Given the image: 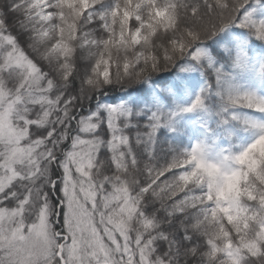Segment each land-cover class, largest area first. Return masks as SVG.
Masks as SVG:
<instances>
[{"label":"snow or ice","instance_id":"6c2138e0","mask_svg":"<svg viewBox=\"0 0 264 264\" xmlns=\"http://www.w3.org/2000/svg\"><path fill=\"white\" fill-rule=\"evenodd\" d=\"M246 75L264 0H0V264H264Z\"/></svg>","mask_w":264,"mask_h":264},{"label":"trees","instance_id":"16d2710c","mask_svg":"<svg viewBox=\"0 0 264 264\" xmlns=\"http://www.w3.org/2000/svg\"><path fill=\"white\" fill-rule=\"evenodd\" d=\"M257 43L259 44V42ZM255 55L259 56L261 54L256 53ZM171 71H175V70H171ZM167 75H169V72H160V73H157L156 76L153 77V79H157L159 77L167 76ZM242 82L252 87H255L257 89L264 90V84H262L260 80L257 78L246 75L244 79L242 80ZM149 87H150V84L148 83H143V84L138 83V84L132 85L129 88L123 89V90L120 88H116L114 91H111L108 94V96H105L102 99L104 103H109V104H112V103L119 104L121 102H127L130 99V96L136 95V90L141 89V88H149Z\"/></svg>","mask_w":264,"mask_h":264}]
</instances>
